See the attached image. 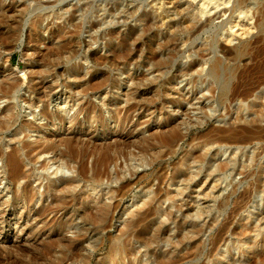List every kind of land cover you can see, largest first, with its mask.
Wrapping results in <instances>:
<instances>
[{"label": "bare ground", "instance_id": "obj_1", "mask_svg": "<svg viewBox=\"0 0 264 264\" xmlns=\"http://www.w3.org/2000/svg\"><path fill=\"white\" fill-rule=\"evenodd\" d=\"M255 2L257 1L255 0ZM173 3H175L174 0ZM200 3L201 7L200 9L198 8V13L196 12L198 15H196L197 18L199 16L202 19L206 17V22L201 23L205 28L212 23L213 17L211 16V18L209 15L213 13L212 11L215 10L216 7H221V5H219V0H203ZM226 4H228V2ZM255 4L252 3V10H248L249 16H247V19L249 18L250 21L249 24H247L248 27L245 25V23H242V21L240 23L236 21L239 23L236 24L235 18H229V20L226 21L225 24L223 22L224 26L222 25L223 27H221L220 30H217V34L215 33L216 35H218L216 38H222V40H224V43L219 44L218 41H212L213 43L210 42L208 46L204 48H198L196 50V54L194 53L196 57L198 56L197 58L194 57L195 59L188 63L186 67H182L180 65L182 68L178 70L179 73L177 72L179 76H177L176 74L175 76L173 74L172 76L167 77L168 80L166 81L168 82L166 85H171L172 87H174L173 84L176 85L179 78L189 77L190 75L188 84L193 85V88H196V91L195 89L190 91V95L195 96V99L198 101H200L201 99L199 100V98H197V95H202L203 106L199 109L204 111V122H209V120L216 118H214V116L212 118V115L208 112H212L218 107L224 108V111L226 112V116L220 115L218 116V118H216V122H218V124L220 123L219 126H209V129L205 131V135L203 134L204 137L198 136L191 141L196 142L192 145V151L184 154V157H182V160L183 158L184 160L181 161L180 164L176 166V168H174V170H176L175 176L173 177L172 175L173 178H170L171 180L173 179V181H179L180 183H186L188 181V185L191 183L193 184L194 179L202 175V171L198 172V174H194L193 176V173L190 172L192 163H196L197 165L201 164V166H203L205 163H208L210 157L214 156L215 158L216 156L223 153V151L226 149L234 148L240 150L242 146H247L248 144H252L255 141H259V144L260 141L264 142V8L262 10L255 9V7L257 6ZM184 5H182L183 8H185L186 6ZM242 5L243 3L239 4V6H237V10L241 9ZM73 7L74 6L72 4L66 6L67 10H70ZM189 8H191V5L189 6ZM11 10L12 6H10V3L9 5H7L6 2L0 4V14H2L3 12L6 13L7 11ZM67 10L64 11L67 12ZM45 11H47V9L42 8V6H38V8L36 7V9L33 10V12L36 14V18L34 21H29L28 25L30 26V29L32 27H35L36 31H30V35H38L41 29L40 27L43 25L44 21L49 19V15H44ZM28 12L30 11L27 9L26 13L28 14ZM244 14L245 13L243 12V15ZM198 23L200 25L199 21ZM239 26L241 27L238 28ZM95 27L97 26H94V28ZM203 27H201V29L199 27L198 28L202 30ZM225 27H228L231 33L220 34V32ZM236 28H238V30H235ZM255 30H258L259 34L257 35L256 33V35L261 37V40H258L259 43H257V41L255 42L256 44L253 45L254 43L253 41H251L253 38L251 39L250 37V41L253 44H251V42L249 43L248 41L242 42L240 40L242 42L240 45L237 46V44H234L235 47H228L229 44H233L231 39L235 36V33H240L239 35L243 37L245 35L253 34L252 32ZM212 34H214V32ZM253 37L255 38V36ZM216 38H213V40H215ZM62 50V48H58L54 50V52H49V55L57 57L56 59H58V62L65 59L67 64H73L76 66H81L83 65V61L87 62L90 60L89 56L87 55L85 57L83 56L82 58H74V55H76L77 53V50L74 48H72L70 52H67L69 50ZM177 50L179 49L171 48L168 50V54L170 53V51H176V53H180V50ZM71 51L75 53H72ZM112 54L113 55L110 57H96L97 59H93L92 63L95 67H100V65H102V62H105L106 64L112 63L117 68H122L123 72L126 67L135 65V63L137 62V56L135 55V53H133V50L127 47H123L121 51L120 49L113 50ZM220 54L222 57H220ZM188 57L190 58V56ZM116 58H122L121 62L120 59L118 62V59ZM169 59L170 58H168V60ZM227 62H233L232 67H229L227 65ZM76 73L73 75V79H75L73 84L67 82H63L62 84L64 88L70 89L68 93L69 96L65 99H69L73 103V105L72 107L67 106L70 108L68 110H77L75 111L76 113L71 117H69L68 115L66 117L58 116V112L57 114L56 112H51L50 109H48V105L52 104L51 92L54 89V86L43 81L39 84H33L34 80L38 79V77L35 74L30 73L28 78H26L29 80L27 82L29 84L25 89L28 92H32L34 96H36V99L31 101L26 100L25 98L23 101H27L26 103H29L30 107H37V100H43L41 101L42 106L40 115L45 118L46 124H43L44 126L39 127L37 125H34V123H31L29 125L25 124L26 128L20 131L17 130L16 132L14 130L13 133H15L14 136H12L13 138L9 137L11 139V145H9L10 149L5 146L7 150L9 149V151H6V149L2 147V142L0 143V160L3 162L2 169L0 168V170L2 171L1 173H4L5 181H8L9 186L12 190L11 200L20 204L17 210H21L20 214L22 217H24L25 222L34 227L37 233H41L42 231L47 230L53 231L56 234L55 236L47 235V237H45V234L43 235L45 237L44 240L46 242V245L43 246L44 249L41 251V253H38L36 255L31 254L30 256H27V258H29L28 260L30 261L29 264H69V262H71L72 264H90L92 253L87 252V254L85 255V251L88 250L84 247V243L86 242V240H88L87 236L92 233H95V235L97 234L99 237H94L95 243L93 242V246L91 247L94 250H92L96 252L105 251L106 253H104V256H106V259H108L112 264H117L118 262H121V260L124 261L125 259L129 260L125 264H202L198 260L203 256L206 257L208 264H216L215 262H219L216 253L219 254L218 251L222 249V247L226 244L225 234L228 230L229 223L233 220H236L239 212L245 208L247 202L249 203L254 192L258 190H262L264 192V169L262 170V167H260L264 163V158H262L261 155L259 156L257 152L256 155L258 156L256 157L257 159L255 165L256 170L239 173V176H242V180L239 181V184L243 185L244 183L247 184L248 187L245 188L239 196H237L234 201V210L231 214H229L228 217L224 218L222 222H220L218 216L214 215L211 217L208 213L206 217H200L198 215L200 219L202 218L201 222H196V220L194 221L191 212L193 211L196 201H192L191 203L186 202L187 200L185 201V198L183 197L185 194L187 197L186 191L182 189L184 191L182 193V190L179 189L180 186L179 188H175L176 190H174L172 188L173 185L169 184L172 183L171 180H169L170 182H167L169 178L167 179V176L164 174V172L161 176L156 190L152 191V195H150L149 197L147 196L145 200H141L139 204H134L131 209H127V212L125 211L126 215L124 216V218H127H119V222L121 223L122 227L121 230L119 229L120 231L117 232L119 234L111 235L107 232L111 231V228H113V226L115 225V222L117 221L115 215L117 211L120 210V207L123 204L125 197L132 189V186L131 183L126 180L127 176H121L122 174L119 171H115L114 173H112L109 169L110 164L115 161V158L111 156L109 151L112 149L116 142L118 145L120 144L118 142L123 143V140L121 139L124 136L121 135L122 137L119 138V140L116 138L114 140L115 142L113 141L114 144H112V142L100 143L94 138L97 135L99 136L102 130L104 131L105 126L102 125L101 127H93V124L99 120V118L101 117L100 115L102 114L100 112V106L95 104L92 101V98L94 97L95 99H101L100 104H102V106L112 105L117 107L114 112L109 111V117L111 119H114L115 116H122V114H126L129 116L128 118H130V116H133L135 113H139V115H141L148 111V103H146V101L148 100H144V94L146 92L147 94H149L151 88L147 87L144 92L140 89L139 84L137 83V80L135 78L136 76L133 77L130 75L129 84L125 85L127 88L126 90H123L122 87L120 88V86H117L115 84L117 81L115 80L109 79L108 81H105L106 83L103 82L104 85L102 86L106 90H108V92L106 91V95L104 94V98H98L99 95L97 94L100 92L97 90L101 91L100 84L98 85L97 83L96 86H91L90 83L92 80L80 78L79 73ZM67 74H69L70 77H73L70 72ZM86 75L84 77H86ZM94 79L95 78H93V80ZM23 84L24 83H22L20 79L11 76H5L4 78L0 79V100H12L16 95H18L19 91L23 89ZM172 87H170V89H172ZM172 90L176 91L175 87ZM123 92L124 101L120 102L118 100V97ZM158 92H161L166 97L172 96L171 93H168L169 91H167L166 88L165 90L164 88H161ZM176 92V94H179L178 91ZM205 92L208 95H205ZM161 93L159 95L160 98L162 96ZM175 98H177L173 101L175 103L183 101V96H176ZM173 102L171 103V105L173 104ZM205 102H211V104L206 105L204 104ZM63 108L64 107H62L60 111L64 112L65 110H67L66 108ZM168 108V103L166 101H163L161 111H163L164 113L161 112L160 114L162 117L164 114L165 116L167 115L166 110ZM234 111H238V113L237 116H234L233 118L232 114ZM4 112V116L2 115V117H0V135L6 134L5 137H7V133L10 132L11 129L15 127V125H18L21 122V118H19V116L14 113L12 107L10 108V110L5 109ZM156 112L157 111L155 109V113ZM66 113H68V111ZM81 115H84V117L82 116V119L80 118ZM226 118H228L229 121H226ZM130 120L128 119V121H125L129 125L131 124L132 130L135 131V127H137L139 124H132L130 123L132 122ZM66 121L73 124V126L64 134V137L61 136L62 138H59L58 142H56L53 137L47 136V132L49 131V128L51 126L60 127ZM203 121L202 123H204ZM199 123L201 122H197L196 124ZM192 124V121L188 123V125L190 126ZM85 128H87L86 131L84 130ZM34 129H39V133H41V135L38 134L39 137H37L35 141L33 140L34 142H30L29 139L34 134L33 133L31 135V133H36V131H33ZM41 129H44V131H42ZM83 130L85 131L84 133L82 132ZM125 130H127V128H125ZM184 130L187 131V134H182L177 129L172 130L171 127V129H169V132H171L169 136L160 135L161 137H159L158 142L159 146L163 147L166 150H163L164 152L162 151L164 153H162L163 156L178 153L179 150H177V147L179 146V143L181 141L186 140V137L188 136V132L190 130L189 126H186ZM144 134H146V132H144ZM21 136H23V138H21ZM217 144L220 147L217 150L212 149V146H215ZM114 147H116V145ZM45 155L53 156V159L51 158L52 160H50V162L52 161V164L50 162H46L45 160L44 162H41V165L38 164ZM57 163H60V170H64L67 168L69 170L68 172H74L75 177L69 178L63 176L64 178L62 179V176H59L60 180L58 181H49L48 179L47 183H45L44 185L42 182L40 184L45 187V192H43V194L35 192V187L33 188L30 186L31 179L33 178L32 173L35 171L31 172L29 169L28 171L27 167L33 165L35 166L38 164L39 168L38 166L36 168H38L39 170L41 168L42 171L44 170L48 172L49 169H53L52 165H56ZM217 165V170H214V166V168H205L206 172L203 173V175H205V181L199 190L203 191L204 188V190L208 189V191H206V195L203 194L205 197L207 196V198L209 197L208 193L211 194L212 192L218 191L220 193V196H218L219 201H221L220 198L221 196H223L222 203L219 207L220 212H224L227 206L226 201L228 202V200L223 193L227 190L228 186L225 185V187H222L223 184H221V180L219 179L220 177H217L218 175L216 174V172H225L231 165L229 162H220ZM61 167L65 168L61 169ZM31 168L33 169V167ZM58 171L56 173L54 172L55 176L56 174H59ZM130 175L132 174L130 173ZM34 177L36 176L34 175ZM43 177H45V175ZM63 180L64 182L61 183ZM105 180H107V182L110 184L116 183L118 185L116 188L114 187V189L110 188L111 191L108 193L105 192V195H102V193H100V196L97 195L98 197H95L94 195V198L92 195L90 201H88V196L86 197L88 200L83 199V197H80L83 200H78V196L76 197L77 192L80 190L79 188L84 187H82L80 183L90 184V187L94 188L95 186L103 185ZM60 183L61 185H59ZM93 188L92 191H95V189ZM178 189L181 192L178 191ZM209 189H212V192H209ZM237 190V187L236 189H233L231 195H237ZM187 191H189L188 188ZM39 201L42 203V205L40 204L41 207L36 210L33 206L36 202L40 203ZM166 201L171 202L170 206L167 208L163 207ZM9 202L10 201H8V203ZM3 204L4 202L2 203V205ZM2 205L0 206L1 208ZM22 211L25 212H23L22 214ZM261 212L259 214V218H263L262 220L258 219L257 216L255 220H253V218H250L248 221L250 224H255L254 230L259 231V233L262 235L261 239H263L264 232L262 231L264 230V227L263 230H261L262 227H260V222L264 220V213ZM22 217L18 219L20 220ZM164 217L165 221H162L161 219ZM38 220L39 222H37L36 225L31 224V221ZM76 220L81 221L83 229H80L78 226H74V224L73 226L75 228H79V230L75 229L77 230V238H75V240H70L69 238L67 239L64 234L67 233L68 229L70 230V228L72 227L71 225ZM39 224L41 225V228H37L39 227ZM216 224H219L218 232L215 234V236H213L210 245L211 248L207 250L206 244L204 243L205 238L212 231L213 227ZM172 232H174V234L169 235ZM59 233H62V236H60ZM259 233L258 236L260 235ZM107 241L110 242L108 246L106 245ZM8 242L11 244V247H16L18 250H23L22 252H25V254L30 250L29 248L22 249V247L15 243V241H11L8 239ZM87 243L90 245V241ZM245 246L247 247L246 252L249 254L253 250H255L256 247L261 246V242L253 246ZM5 248L3 247V249L1 250H4ZM7 249L9 251V248ZM5 251L3 252V256L5 255L10 258L13 257V254L11 252ZM255 257L256 258L254 260L257 263L264 264V257H262V259L258 257V255ZM98 263L101 264L100 261ZM236 263L244 264L243 262Z\"/></svg>", "mask_w": 264, "mask_h": 264}, {"label": "rangeland", "instance_id": "obj_2", "mask_svg": "<svg viewBox=\"0 0 264 264\" xmlns=\"http://www.w3.org/2000/svg\"><path fill=\"white\" fill-rule=\"evenodd\" d=\"M2 1L6 2L7 5H9L10 3V6H12V12L5 11L7 14L4 12L0 14V79L4 78L5 76H11L20 79L21 82L24 83L22 86L24 90L22 89L21 91H19L18 95H16L12 100H0V117H2V115L4 116L5 109L10 110V108L12 107L14 113L17 114L19 118H21L20 120L23 123H19L20 125L22 124L21 126L19 124L15 125V127H13L15 129L12 128L11 131L7 133V137H5L6 134L0 135V143L2 142L1 145L4 149H6V151H9L10 149V138H13L12 136H14V133L17 130L20 131L26 128L25 124L29 125L31 123H34V125H37L38 127L44 126L46 124L45 118L40 115L42 106L41 101L43 100H37V107H30L29 103H26L27 101H23L25 98L26 100L31 101L36 99V96H34L32 92H28L25 89L29 84L27 83L29 80L26 78H28L30 73H33L38 77V79L34 80L33 84H39L43 81L54 86V89L51 92L52 104L48 105V109H50L51 112H58V116L63 117H66L67 115L71 117L76 113L75 111H77L76 109L68 110L70 109L69 107H72L73 105V103L69 99H65L69 96L68 93L70 89L64 88L62 86L63 82L73 84L75 80L73 79V75L76 72V74L79 73L80 78L92 80L90 83L91 86H96L97 83L98 85L100 84L102 92L100 90H97L100 92L97 94L99 95L98 98H104V96L106 95V91L108 92V90H106L102 86L104 85L103 82L108 81L109 79L115 80L117 81L115 83L117 86H120V88L122 87L123 90H126L127 88L125 85L129 84L130 75L133 77L136 76L135 78L137 80V83L139 84L140 89L144 92L147 87L151 88L149 94H147V92L144 94V100H148L146 101V103H148V111L141 115L137 113L138 116L135 113L133 116L131 115L132 117L130 116V118H128V115L122 114V116H118L119 118L115 116L114 119H111L109 117L110 112H114L117 107L112 105H105L106 107L102 106V104H100L101 99H95L94 97V99L92 98V101L100 106V112L102 114L100 115L102 118L100 117L101 119L99 118V120L93 124V127H101L102 125L105 126L104 131L102 130V133L100 132L99 136L97 135L94 138L100 143L112 142V144H114V140L116 138L119 140V138L124 136L121 139L123 140V143L118 142L120 143L118 145L116 142L114 144V146L116 145V147L113 146L109 151L111 156L115 158V161L110 164L109 169L112 173H114L115 171H119L122 174L121 176H127L126 180L130 182L132 186V189L127 194L128 197H125V200L120 207V212L117 211L115 215L117 220L115 222V225L113 226V228H111V231L107 232L111 235L119 234L117 232H119L122 228L121 223L119 222V218H127H124V216L126 215L125 211L127 209H131L134 204H139L141 200H145L147 196L149 197L150 195H152V191L156 190L161 176L164 172V174L167 176V179L169 178L167 182H170V178H173L176 173V170H174V168H176V166L184 160V158L182 160L184 154L192 151V145L195 144L196 141H191L198 136L204 137L205 131L209 129V126H219L220 123L218 124V122H216V118H218V116H226L224 108L218 107L216 110L208 112L212 115V118L213 116L214 118H216L209 120V122H204V111L199 109L203 106L202 95H197V98H199V100L201 99L200 101L196 100L195 96L190 95V91L194 89L196 91V88H193V85L188 84L190 75L189 77L179 78L177 81L179 84H173L175 90L178 91L179 94H176L177 92L172 90L174 87H172L171 85H166L168 82L166 81L168 80L167 77L172 76L173 74L179 76L178 70L184 66L186 67L188 63L198 57L195 56L196 50L198 48H204L208 46V44L212 41H218L219 44L224 43V40H222V38H216L218 36L216 34L217 30H220L221 27L224 26L225 22L229 20V18H235V22L238 21L239 23L242 21V23H245V25L247 26V24H249L250 22L249 18L247 19V16H249L248 10H252V3H256L255 5L257 6L255 7V9L262 10L264 8V0H256L257 2H255V0H219V5H221V7L215 6V10H213V13L209 15L210 17H213H211L212 23L211 25L204 28L203 24L201 23L206 22V17L202 19L198 16L197 18L198 8L200 9V2H202L203 0H174L175 3H173V0H0V4L3 3ZM227 2L229 5L226 4ZM241 3H243V5L241 6L242 8L239 9V12V10H237V6H239V4ZM69 4H72L74 7L70 10H67L66 6H68ZM182 5H184L185 8H183ZM190 5L191 8H189ZM38 6H42V8L47 9V11L44 12V15H49V19L44 21L43 25L40 27L41 29L38 35H30V31L35 32L36 28L32 27L30 29L28 22L35 20L36 14L33 12V10H35L36 7L38 8ZM27 9L30 11L28 12V14L26 13ZM64 10H67V12ZM243 12L245 13L244 15ZM199 18H201L202 21ZM198 21L200 22V25ZM191 22L193 24H196H194L195 27ZM238 22H236V24H239ZM94 26L97 27L94 28ZM198 27L200 29L201 27H203V29L200 30ZM240 27L241 26H239L238 28ZM238 28H236L235 30H238ZM255 31L252 32V36L245 35L243 37L239 35L240 33H235V36L233 37L234 40L233 38L231 39L233 44H229L228 47H235L234 44H237L238 46L242 42L247 41L249 43L253 41L254 44L252 42L251 44L255 45V42L261 40V37L257 36L259 35L258 30ZM213 32L214 34H212ZM221 33L231 32L228 27H225L220 32V34ZM253 36H255V38ZM250 37L251 39L253 38L251 41ZM213 38H216L218 40H213ZM259 41L257 43H259ZM123 47H127L133 50V53H135V55L137 56V62L135 63V65L126 67L123 72L122 68L119 69L112 63L106 64L105 62H102V65H100V67H95L92 63V60L96 57H110L113 55V50L120 49L121 51ZM58 48H62V51L69 50L67 52H70V50L74 48L77 50L74 58H82L83 56L85 57L87 55L89 56L90 60L87 62L83 61V65L81 66L67 64L65 59L58 62V59H56L57 57L49 55V52H54V50ZM171 48L179 49L180 53H176V51H170V53L168 54V50ZM71 52L75 53L73 51ZM188 56H190V58ZM220 57H222L221 54ZM168 58L170 59L168 60ZM116 59H118L117 61L119 62L120 58ZM121 60L122 58L120 59V62ZM232 64L233 62H227V65L229 67H232ZM65 71L67 73L70 72L73 77H70V75ZM85 75L86 77H84ZM93 78L95 79L93 80ZM170 87H172V89H170ZM161 88H164V90L166 88V90L169 91L168 93H171L172 96L166 97L160 92L162 95L160 98V93L158 91ZM174 94L177 97L183 96V101L176 103L173 102L174 99H177L175 98L176 96ZM204 94L208 95L206 92ZM118 100L120 102L124 101V92L118 97ZM163 101H166L168 103L169 108L166 110L167 115L165 116L164 114L162 117L160 114L161 112H163L161 111ZM172 102L173 106L171 105ZM204 104L210 105L211 102H205ZM62 107H64L63 109L66 108L67 110L65 111H68L69 114L65 111H60ZM155 109L157 111L156 113ZM237 113L238 111L233 112V118L234 116H237ZM82 116L84 117V115L80 116L81 119L83 118ZM127 118L129 120L132 119L130 120L132 121L130 123L139 124L137 127H135V131L132 130L131 124L129 125L126 122L128 121ZM229 119L226 118V121H229ZM190 121L193 122L191 126L188 125ZM202 121L204 123H202ZM197 122L201 123L196 124ZM65 123L60 127L51 126L49 128V131L47 132V136L53 137V139L58 142L59 138L64 137V134L73 126V124L68 123V121H66ZM186 126H189L190 130L188 132L186 140L179 143V146L177 147V150H179L178 153L163 156L162 153L166 150L163 147L159 146L158 142L159 137H161L160 135L169 136V134H171V132H169V129H171V127L172 130L177 129L182 134H187V131L184 130ZM125 128H127V130H125ZM14 130L15 132L13 133ZM84 130L86 131L87 128H85ZM84 130L82 131L83 133L85 132ZM33 131H36V133H31V135L33 133L34 134L29 139L30 142H34L35 139L39 137V135H41V133H39V129H34ZM42 131H44V129ZM144 132H146V134H144ZM21 138H23V136H21ZM5 146L9 149L7 150ZM215 146H212V149L217 150L220 147L218 144ZM263 150L264 142L260 141L259 144V141H255L254 143L248 144L247 146H242L240 150L234 148L226 149L223 151V153L218 155L219 157H210L208 163H205L203 166H201V164L197 165L196 163H192L193 165L191 164L192 167L190 168V172H192L194 176V174H198V172L200 171H202L203 175V173L206 172L205 168L207 167L214 166L215 168H213L215 170L218 166L217 164H219L220 162L230 163L231 166L227 169V171L222 172L223 174L220 172L222 175L219 172H216V174L218 175L217 177H220L219 179L221 180V184H223L222 187H225V185L228 186H226L227 190L223 193L228 200V202L226 201L227 206L224 212H220L219 207L222 203L223 196H221V201H219L218 196H220V193L218 191L212 192V189H209V192L211 191L212 193H207L209 194V197L212 196L213 198H207V196L205 197L204 195H206V191H208V189L204 190V188L203 191L199 190L205 181V175H201L200 177L194 179L193 184L191 183L188 185V181L186 183H180L179 181H173V179L171 180L172 183L169 184L173 185L172 188L174 190H176L175 188H179L180 186V190L184 189L186 191L187 197L186 194L183 196L185 198V201L187 200L186 202L191 203L192 201H196L193 211L191 212L194 221L196 220V222H201L202 218L200 219V217H206L209 214L211 217L214 215L218 216L220 222H222L224 218L228 217L229 214H231L234 210V201L237 196H239L244 191V189L248 187L247 184H239V181L242 180V176H239V173L256 170V157L258 155H261L262 158H264ZM257 152L258 155H256ZM51 158L53 159L52 155H45L38 164L41 165V162H44V160L46 162H50V160H52ZM46 159L49 161H47ZM50 163L52 164V161ZM2 164L3 162L0 160L1 169ZM38 164L35 166L33 165L27 167V170L29 169L31 172L35 171L32 173L33 180L31 179L32 184L30 183V186L33 188L35 187V192L39 194H43V192H45V187H43V185L47 183L48 179L49 181H58L60 180L61 176L62 179L64 177H75L74 172H68L69 170L67 168L64 169L65 167H61V169L64 170H60V163H57L56 165L53 164V169H49L48 172L44 170L42 171L41 168L39 170ZM37 166L38 168H36ZM31 167H33V169ZM260 167H262L263 170L264 163ZM57 171L59 174H56L55 176V173ZM1 172L2 171L0 170V206L3 202L4 204L2 205V208L0 207V247L2 246L0 248V264H29L30 261L28 260L29 258H27V256H30L31 254L36 255L38 253H41V251L44 249L43 246L46 245V242L44 240L45 237H47V235L55 236L56 234L53 231L47 230H44L41 233H37L34 227L25 222L24 217H22L20 214L21 210H17L20 204L11 200L12 190L9 186L8 181H5L4 173ZM130 173L132 175H130ZM34 175L37 177V179L36 177H34ZM44 175L45 177H43ZM41 182L43 183V185H40ZM63 182L64 180L61 183ZM61 183L59 185H61ZM80 184L82 187H84L79 188L80 190L77 192L76 197L78 196V200L82 199L80 197H83V199L85 200L89 199L88 201H90L92 195L93 198L94 195L95 197L100 196V193H102V195H105V192L108 193L111 191L110 188L114 189V187L116 188L118 185L116 183L110 184L107 182V180H105L103 185L95 186L94 188L90 187V184ZM87 187L91 190H88ZM186 187L189 191H187ZM236 187L238 189L237 195H231L233 192L232 190L236 189ZM92 188L95 189V191L93 190L94 192L92 191ZM179 189L178 191H180ZM183 192L184 191L182 190V193ZM87 193H89L90 195ZM87 196L88 199L86 198ZM8 201L10 202L8 203ZM40 204L42 205L41 202H36L34 203L33 207L38 210L41 207ZM170 204V201H166L163 207L167 208L170 206ZM23 212L25 211H22V214ZM260 212L264 213V192L262 190L254 192L251 200L249 201V203L247 202L245 208L239 212L236 220H233L229 223L228 230L225 234L226 244L222 247V249L218 251L219 254L216 253L219 260V262H215L216 264H237L236 262H243L244 264H256L257 262L254 260L256 258L255 256L258 255V257H260L261 259L262 257H264V238L261 239L262 235L259 233V231L254 230L255 224H250L248 221L250 218H253V220H255L257 216L258 219L262 220L263 218H259ZM20 217L22 218L19 220L18 218ZM16 218L18 219V221ZM2 220H4L5 222ZM161 220L165 221V217ZM37 222H39V220L31 221V224L36 225ZM75 222L71 225V231L68 229L67 233L64 234L67 239L69 238L70 240H75V238H77V230L75 229H83V225L80 220H76ZM261 222L260 227H262L261 230H263L264 220ZM73 225L78 226L79 228H75ZM218 225L219 224H216L213 227L212 231L205 238L204 243L206 244L207 250L211 248V241L213 239V236H215V234L218 232ZM38 226L39 227L37 228H41L40 224ZM262 232H264V230ZM258 233L260 234L259 236ZM44 234L45 237L43 236ZM173 234L174 232L170 233L169 235ZM59 235L62 236V233H59ZM88 236V240H86V242L84 243V247L88 250L85 251V255L87 254V252L92 253L90 264H99V261L101 264H112L108 259H106V256H104V253H106L105 251L96 252L93 251V248H91L93 246V242L95 243L94 237L99 238L98 235L92 233ZM8 239L11 241H15V243L21 246L22 249L29 248L30 250L28 249V254L22 252L23 250H18L16 247H11ZM89 241L90 245L87 243ZM108 242L109 241H107L106 243L107 246L110 244V242ZM257 242H261V246L256 247L255 250L248 254L246 252L247 247L245 245L253 246L259 244ZM3 247H6V251L5 249L1 250L3 249ZM7 248H9V251ZM4 251L11 252L13 254V257L10 258L5 255L4 257ZM14 257L16 258V260ZM128 261L129 260L126 259L124 261L121 260V262H118L117 264H125ZM198 261H200V263L202 264H208L205 256L200 258ZM69 264L72 263L69 262Z\"/></svg>", "mask_w": 264, "mask_h": 264}]
</instances>
